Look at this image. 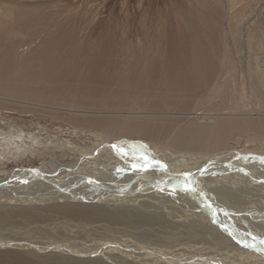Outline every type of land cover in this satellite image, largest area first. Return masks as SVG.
Here are the masks:
<instances>
[{
	"label": "bare ground",
	"instance_id": "1",
	"mask_svg": "<svg viewBox=\"0 0 264 264\" xmlns=\"http://www.w3.org/2000/svg\"><path fill=\"white\" fill-rule=\"evenodd\" d=\"M152 1L135 4L168 33L132 41L114 29L83 34L85 23L113 15L114 6L103 10L108 0H0V111L49 118L76 139L23 132L25 144L22 133L0 131L17 152L42 155L30 169H0V228L106 222L93 230L128 234L120 247L139 245L153 228L171 226L167 209L147 207L179 198L228 245L229 264L240 251L264 264V0H164V17L150 16ZM66 154L70 161L60 164ZM221 194L238 204H222ZM20 242L0 241V264L142 263L127 251L109 261L98 250ZM207 253L198 264L216 261ZM168 256L164 264H172Z\"/></svg>",
	"mask_w": 264,
	"mask_h": 264
},
{
	"label": "rangeland",
	"instance_id": "2",
	"mask_svg": "<svg viewBox=\"0 0 264 264\" xmlns=\"http://www.w3.org/2000/svg\"><path fill=\"white\" fill-rule=\"evenodd\" d=\"M120 1L121 0H110V1L108 0V3L106 4L107 6H105L106 10L105 9H103V10L107 11L108 7L110 8V7L114 6L115 9H113L114 10V13L112 15L113 17L112 16H111L112 18L109 17L108 14H107V16H108L107 17L106 16L107 12L103 11L104 17L102 16L101 20L100 19L94 20L91 22H87L88 24L85 23L86 25L85 24L83 25L84 26L83 30L86 29L83 34L85 36L94 37V36L101 34V33L104 34V32L109 30V29L110 30L114 29L113 34H115L116 37H122L123 36V38L126 37V39H128V40L132 39V41H133V39H134V41H139V39L141 40L142 38L143 39L153 38V37L164 35V34L168 33V27L165 26L166 24H163V23L161 24V23H157L155 21L149 20V13L146 12L144 8H141V7L137 8V6L135 4V0H124V5H125L124 7H123V5L119 6ZM163 1L164 0H153L152 1L151 10L153 13H150V16L152 14L156 13V14L162 15L164 17V15L167 12V8L163 5ZM119 8H120V10H119ZM115 10H116V15H115ZM115 17H116V19H115ZM140 17L141 18L145 17L144 19H147V20H145L146 22H142ZM110 18H111V25H110V20H109ZM93 23H94V25H93ZM106 26H108V27H106ZM94 32H96V33H94ZM8 128H9V130H8ZM59 128H60V126H59L58 122L54 121V120L51 121V119H49V118L44 119V118H37L36 116H34L32 114L9 112V111H0V129H2L0 131L1 132L3 131L6 133V132L14 129V131H11L14 134L17 135L18 133L19 134L22 133V134L17 135V136H19L21 138L20 141L25 142V144H28V141H26V139H25L26 135H24L23 132H25V133L28 132L27 135H29L31 138L33 136H37V138H40V139H49V138H53V137L67 138L68 135L64 136V133L61 132V130ZM69 137H70V139H72L71 141L76 140L75 138H72L71 136H68V138ZM13 141H14L13 143H16L15 140H13ZM78 142H80V144H81V146H79V147H81L83 149L88 148V145H89L88 141H87V139L85 141L83 136L79 137ZM84 142H86V143L83 144ZM10 144H11L10 142L7 143V145H8L7 146L6 142L5 143L0 142V169L10 170V171H12L13 169L21 170L22 168L23 169H25V168L30 169L33 166H37L39 164V162L41 161L42 157H40V156H42V155L37 154V153L33 154L30 151H28V152L25 151L26 153L24 151L17 152L15 147L10 146ZM250 144L251 143H248V145H250ZM144 149H145V152H151V154L152 153H159L160 151L166 152L165 149H159L158 147L151 148L149 146H146V148H145V145H144ZM227 150H231V149H227ZM186 154H190V153H186ZM70 156H71V154L70 155L66 154L65 156L62 157L63 159L60 158L62 160H59L60 161L59 163L60 164L68 163L70 161L69 160ZM46 158H47V156H46ZM218 197L221 199L222 204H227L228 202H230V203H228L229 205L232 203L231 204L232 206L233 205L235 206V204L236 205L238 204V202H236L235 199H233V197H231V196H230L231 198L229 197V194H224V196H223V194H221V195H218ZM223 200H226V201H223ZM181 201L183 202L184 200L176 198L175 201L172 200L169 202L155 203L156 207L155 206L147 207V210L149 212H162V213L165 209L168 210L170 208L168 211L165 210V213H163V214L166 215V218L168 217V220L170 221V225H171L169 228L170 229L172 228V229L169 230V228H168V230H167L165 228L166 229L165 230L164 228H162V229L159 228L157 231V228L155 227L151 231V233L154 235L151 234L148 238H146L144 240L137 239V241H138L137 244H139V245H136V243H135L136 240L133 243V241H131V239L129 238V241H130L129 244H131V243H133V244L132 245L125 244L126 248L124 247V245H122L121 247L119 245L121 244L122 240L128 239V237H129L128 234L121 233V234H117L115 236H112V235H109L103 229H97L96 228L95 231L93 230V228H92L93 225H94V227L98 226V224L103 225V226L104 225L111 226L110 224H108L106 222H104L103 224L96 222L95 224L88 225V224L77 223V222L72 221V220L67 221L66 219H59L57 221H52L53 223L51 221H47L44 223H38V224L35 223V224H33L34 226L28 224V225H26L27 227L24 225L15 226L12 224H10V225L7 224L9 226L4 225V228H3V225H1L2 227L0 228V238L2 241H5V242H7L9 240H10V242H16V240H18V242L21 241V242H23V244L26 243V245H28L30 247H33V246L37 247L40 250L44 249V248L45 249H48V248L52 249L54 247L57 248L58 250L61 249V251H64V252L85 250L83 252L92 253V252H95L98 250V252H100L101 254L105 253L104 254L105 256L107 254H110L111 256L107 255L109 257V261H111L112 259L113 260L121 259L126 254H129V255L134 254V256H136L135 259L138 258L137 260H138V262L140 261L139 263L142 262L141 264H160L161 263L160 261H162V264H164L163 260H166V258H167L166 256H167V252H168L169 256H168L167 261L170 260V262L172 264H198V262L202 261V258L200 256H202V254L203 255L206 254V252L208 251L210 253H207V254L210 256L206 257V258L209 259L213 254L214 259L212 257L210 259L216 260L215 262L212 261L211 264H213V263L214 264H218V263L229 264L230 261H228L227 257H229L228 253L230 252V249L228 248V245L223 246L224 243H221L220 241H218L219 239L217 240V235H215V232H213V230L208 225V223L205 221V219L202 217L200 219L199 214L197 212H196V214L198 216L194 212H192L193 210L190 207V203H187L186 201H184L183 204H181ZM170 202H172V203H170ZM158 204L160 205L159 206L160 208L158 207ZM161 205H162V208H161ZM167 205H168V207L170 205L171 206L169 208H167ZM171 207H172V209H174L176 211L174 213H175V216H177L178 221L180 220L179 222L176 221L177 218L174 215L169 214V213H171V211H173L171 209ZM182 214L185 216V218H184V216H182ZM241 215L243 216L244 214H241ZM180 216H181V218H180ZM190 216H191V218H190ZM181 219H183V220H181ZM171 220L173 221V223H174V220L176 221L174 223L175 225H172L173 223ZM186 221H188L189 223ZM258 223H260V222H258ZM80 224H81V226H80ZM191 224L194 227L193 226L191 227ZM85 225H87V226H85ZM36 226H38V227H36ZM42 226H44V227H42ZM103 226H101V227H103ZM189 226L191 228H189ZM257 226L260 227V224ZM262 226H264V224H262ZM22 227H23V229H22ZM40 227H41V230L39 231ZM90 227H91L92 231L90 230ZM259 227H257V228H259ZM5 228H6V230H5ZM7 229H9V230L7 231ZM189 229L191 230L192 233L190 232ZM208 229H209V232H208ZM42 230H43V232H42ZM13 231H14V233H13ZM171 231H173L174 233ZM35 233H38L37 236L39 235V237H37V236L34 237L33 235H36ZM16 234L18 235V237ZM23 234H25V235H23ZM8 235H9V237H7ZM28 235H29L30 240L28 239ZM193 235H196V236H193ZM87 236H88V238H87ZM204 236L205 237L207 236L206 239H204ZM212 236L213 237L215 236V237L213 238ZM154 238H155V240H153ZM211 238H213L214 240H212ZM114 241H116V242H114ZM205 241H207L208 243ZM21 242L19 244H21ZM194 242H195V244H193ZM218 243L219 244L221 243V245H218ZM175 244H177V245H175ZM190 245H191V247H190ZM216 245L219 247V249H217L218 247H216ZM144 246H146V247H144ZM209 246H211V247L209 248ZM127 248H129V249H127ZM130 248H131V250H130ZM136 248H138V249H136ZM190 248H191V250L193 249L194 252L191 251ZM195 248H197V250ZM207 248L210 250H208ZM118 249H121V250H118ZM123 249H125V251ZM90 250L92 252H90ZM111 250H112V252H111ZM203 250H204V252L205 251L206 252L205 253L202 252ZM219 250L221 251V253H219ZM162 251H164L165 253ZM177 251L180 253H177ZM211 251L214 253H212ZM123 252H126V254ZM157 252H158V254H157ZM160 252L164 254V255L162 254L163 260L161 259V253ZM225 252H227V253H225ZM223 253H224V256L222 255ZM242 253H244V254H242ZM103 254L101 256H103ZM198 254H200V255H198ZM188 255H190V256H188ZM114 256H115V258H114ZM142 256H144V257H142ZM169 257H171V258L169 259ZM194 257H197V258H194ZM198 257L200 258V260L198 259ZM191 258H193V259H191ZM181 261H184V262L181 263ZM234 263L235 264H237V263H239V264H257V263H254V261H252L249 258V255L246 252H243V251H240L239 255L238 254L236 255V257L233 261V264ZM231 264H232V261H231Z\"/></svg>",
	"mask_w": 264,
	"mask_h": 264
},
{
	"label": "snow or ice",
	"instance_id": "3",
	"mask_svg": "<svg viewBox=\"0 0 264 264\" xmlns=\"http://www.w3.org/2000/svg\"><path fill=\"white\" fill-rule=\"evenodd\" d=\"M255 239V238H254ZM261 243L264 244V240H261ZM254 246V245H253Z\"/></svg>",
	"mask_w": 264,
	"mask_h": 264
}]
</instances>
